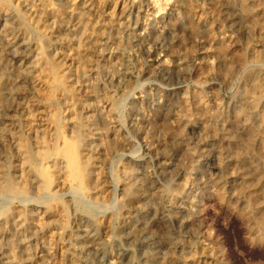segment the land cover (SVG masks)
Here are the masks:
<instances>
[{
	"label": "rangeland",
	"instance_id": "374dc122",
	"mask_svg": "<svg viewBox=\"0 0 264 264\" xmlns=\"http://www.w3.org/2000/svg\"><path fill=\"white\" fill-rule=\"evenodd\" d=\"M0 264H264V0H0Z\"/></svg>",
	"mask_w": 264,
	"mask_h": 264
},
{
	"label": "bare ground",
	"instance_id": "6f19581e",
	"mask_svg": "<svg viewBox=\"0 0 264 264\" xmlns=\"http://www.w3.org/2000/svg\"><path fill=\"white\" fill-rule=\"evenodd\" d=\"M67 143H69V142H67ZM76 145V144H75ZM65 149V148H64ZM77 150V149H76ZM66 153L65 154H67L68 155V158H70V162H72V163H76V157H75V146H74V144L73 143H71L70 145L68 144V147L66 148ZM77 152V151H76ZM24 160H26V159H24ZM69 162V161H68ZM25 163V162H24ZM70 164L68 163V166H69ZM72 165V164H71ZM71 165H70V167H71ZM26 166V165H25ZM73 167V166H72ZM72 167H71V170H72ZM23 169H24V167H23ZM72 173V172H71ZM78 172H76V174H77ZM73 176H74V174H72ZM71 175V176H72ZM21 242V241H20ZM21 244V243H20Z\"/></svg>",
	"mask_w": 264,
	"mask_h": 264
}]
</instances>
